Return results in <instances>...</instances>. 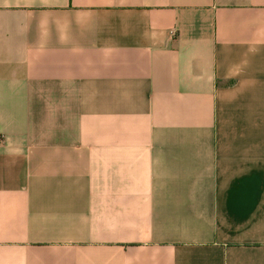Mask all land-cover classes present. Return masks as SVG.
<instances>
[{
    "label": "crops",
    "instance_id": "1",
    "mask_svg": "<svg viewBox=\"0 0 264 264\" xmlns=\"http://www.w3.org/2000/svg\"><path fill=\"white\" fill-rule=\"evenodd\" d=\"M0 264H264V0H0Z\"/></svg>",
    "mask_w": 264,
    "mask_h": 264
}]
</instances>
